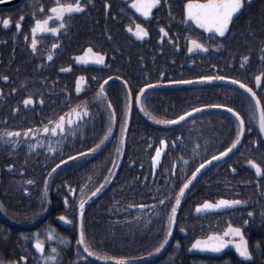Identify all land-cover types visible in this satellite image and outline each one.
<instances>
[{
  "label": "flooded vegetation",
  "instance_id": "obj_1",
  "mask_svg": "<svg viewBox=\"0 0 264 264\" xmlns=\"http://www.w3.org/2000/svg\"><path fill=\"white\" fill-rule=\"evenodd\" d=\"M57 2L74 3L75 0H0V77H8L7 80L0 79V159L4 156L37 158L44 155L51 165L56 147L61 150L72 140L84 143L99 142L105 137V131L110 125L112 131L100 144L105 143V147L109 148L103 153L106 154L104 155L106 159L101 161L103 164L110 161L111 165L109 164L108 170L109 167L114 170L110 172L112 178L109 180V184H111L119 171L118 159H121L124 154V158L129 154H134L137 151V146H141L139 141H133L130 137H126L128 130L131 129L134 132L137 129L140 132L146 128L150 132L144 141L148 144V148L145 151L142 150L143 152L153 155L162 138L165 140V144L155 169L151 164L152 155L140 157L145 160L146 166L150 164V171L146 168L144 173L142 168L138 169L142 172V187L148 180L155 179L160 165L164 168L163 177L166 176V172L167 175L169 172L171 179L175 180L177 176L181 181L180 184L191 175L193 169L187 171L189 163L185 164V168H183V160L180 161L179 172L171 173L169 168L167 158L169 149L175 150L180 147L188 150L181 144L180 138L173 137L175 133L184 132L187 127H191L195 140L207 143L211 149L214 148L215 143H218V149L223 150L225 144L231 142L234 138L236 122L226 108L207 104V107L198 108L196 112H189L187 117L175 123L162 124L158 121L174 120L177 115H180V105L174 104L182 98V94H185L187 98V93L192 92L197 95L199 92H203L201 86H198L200 83L235 87L242 91L244 97L247 95L251 100L244 89L229 80L214 78V81L213 79L197 81L195 77L207 75L230 77V71H212L214 63L225 59L224 54L229 46L228 35L235 22L244 13L246 16L253 10H261L264 0H244L242 9L233 18L227 35L224 37L204 33L191 25L190 22L187 24L183 22L184 0H167L171 7H166L164 0H159L158 4L150 10V16L147 18L141 16L130 6V0H108L110 9L107 14L103 7L104 0H91V3L80 0V3H85V8L80 12L65 14L64 27H57L60 21L53 17L48 21L47 27H56L57 31L55 33L37 32L33 37L30 29L34 19H43L44 16L49 15L48 8ZM41 5H43V9H41ZM113 13H115V19H113ZM5 18L9 19L7 26L2 23ZM259 18H264V14H260ZM18 20L21 24L19 30L16 28ZM136 24H141L148 35L137 38L125 27L127 25L135 29ZM161 26L165 28L167 36L160 35L159 27ZM188 35L201 43L206 42L205 50L187 51L186 36ZM109 37L111 38L109 39ZM213 37H215V47H213ZM33 39L36 40L35 51L29 47ZM97 52L104 56L103 64L95 62V53ZM49 55L51 59H46ZM261 60V56H259L258 63ZM259 74L262 75L260 84L256 86L254 77L247 84L257 97L264 101V71ZM232 75L235 78L247 77L246 72H234ZM77 76L83 77L79 91L76 90ZM166 81L189 82L167 83ZM125 83L127 87L124 86ZM145 84L149 87L141 93V103L138 106L135 93ZM190 87H193L192 91L186 89ZM101 88H103L104 95L97 96V92ZM211 94L213 91H208V95ZM26 96L32 98V102L28 105L22 103ZM159 98L164 102L158 103ZM168 100H170L169 103ZM109 103L112 104V108L107 107ZM224 104L241 114L245 130L242 132L237 146L223 157V160L230 157L229 160L220 162V164L218 162L221 158L215 161L210 160L204 166L205 169L190 182V189L195 185L194 189L189 193L184 204L183 202L178 204L183 205L180 207L182 214L178 215L183 220V224L180 223V225L183 226L184 231L179 228L175 232L174 227L173 238L176 235L180 238H190L189 247L193 240L203 239L210 232L223 233L225 228L232 224L241 227V233L247 243L252 260L256 258L262 261L263 259L264 262V215H262L264 213V136L260 135L256 122L259 115L257 114L256 119H253L251 115L252 109L249 106L254 102L242 101V103ZM200 105L197 104V106ZM76 106L86 108L88 115L79 121H74L71 130H67L69 126L66 121L70 111ZM125 106H127L126 126L123 125ZM13 108L16 109L15 112L12 111ZM188 108L190 109L191 106ZM263 108L264 104L262 103V110ZM168 109L171 111L167 112ZM112 113L115 114V118L110 121L109 116ZM61 115L65 119L66 131L64 133L58 131L53 135L51 131H41L45 125L50 128L51 124L55 123ZM204 116H210V118ZM191 118L194 119L190 120ZM180 124L186 128L173 130L172 127ZM25 129L29 130L27 135L24 134ZM5 132H13L14 135L11 137L2 135ZM120 136L124 137V142L128 138L131 149L118 156L119 152L116 147ZM170 138H175L176 141H169ZM253 139L257 141L255 145L252 144ZM11 141L16 142L15 148L12 147ZM111 142L114 143L113 147L108 146ZM152 142L159 144L153 147ZM151 143L153 149H151ZM30 145H35V147L30 148ZM48 148H51L52 151H46ZM4 151L6 152L3 153ZM101 151L100 149L91 154L96 156ZM178 154V152L174 153V155ZM114 158L118 163H113ZM249 159L261 165V174L257 175L254 169L247 167L245 162ZM75 161L77 159L73 157L71 160L59 164L57 168L75 163ZM215 163H218L219 166H211V168L210 165ZM46 165L47 163H43L42 166H39L40 170L43 175H51L54 169L51 171V167L45 168ZM210 168L208 174L203 177L204 172ZM232 169H235V172ZM6 170L5 166H0V177ZM184 170L187 172H183ZM67 171L70 172L69 177L79 173L81 176L83 175L81 167H69ZM114 173L115 176H113ZM24 185L25 187H35V183H24ZM50 187H53V184H50ZM64 187L68 190L72 189L66 184ZM22 194L28 196L29 192L23 190ZM219 198L240 200L243 203L223 206L220 212L196 215L198 203H203L204 200L214 203ZM71 199L74 200V197L71 196ZM167 200L170 201V197ZM63 203L66 205L65 202ZM164 203L166 202L164 201ZM44 212L42 211L37 216L36 221L52 220L51 214L49 212L43 214ZM249 212H252L253 215L249 216ZM245 220L248 221L247 224L244 223ZM73 228L72 225L69 230L71 231ZM49 230H44L43 235L38 234V239H42L44 248L46 244L53 241V239L47 238ZM179 232L184 236H180ZM53 235L55 237L54 233ZM225 239L238 240L239 238L226 236ZM230 254L234 256L232 252H228L222 258ZM220 259L212 258L210 260Z\"/></svg>",
  "mask_w": 264,
  "mask_h": 264
},
{
  "label": "trees",
  "instance_id": "obj_2",
  "mask_svg": "<svg viewBox=\"0 0 264 264\" xmlns=\"http://www.w3.org/2000/svg\"><path fill=\"white\" fill-rule=\"evenodd\" d=\"M260 14H264V6L261 10H253L246 16L244 13L235 22L228 35L229 46L225 51L226 54L223 53L225 59H220L218 63H214L212 71H230L231 78L239 79L243 83L250 82L253 77L264 71V60H261L260 63L257 61V58L262 56L259 50L260 45L264 43V27H262L264 18H259ZM241 57H247V59L242 60ZM234 72H246L247 77L235 78L232 75ZM198 86H201L204 91L199 92L197 95L192 92L187 93V98L185 94H182V98L174 104L180 105V115L182 110L183 113L190 112L188 106L197 109L201 108L197 104L219 105L230 102H252L247 95L244 97L242 91L235 87L208 85L205 83H200ZM193 87L186 89L192 91ZM208 91H213V94L208 95ZM161 102H164V100L162 101L159 98L158 103ZM171 102L174 103V101ZM262 103L264 104V101ZM170 111L169 109L167 110V112ZM204 117L210 118V116ZM172 128L177 130L186 127L180 124ZM149 132L146 128L140 132L137 129L134 132L131 129L128 130L126 137H130L133 141H139L141 146H137V151L134 154H129L124 158L125 151L131 149V143L128 138L125 139L121 151L118 153V156L124 155L121 159H118L119 171L116 173L117 177L114 173V181L109 184V180H107L102 190L95 196H88L87 194L99 185L101 180H104L105 175L112 177L108 170L110 161L107 164H103L101 161L106 159L104 156L106 154L103 153L109 149L105 147V143L100 144L93 151L102 150L100 154L95 156V154H91L93 152L86 153L85 149L91 148L98 141L84 143L72 140L61 150L56 147L51 165L44 155H40L37 158L32 156H22L20 158L2 157L0 166L6 167L8 164H12L13 167L11 169L6 167V172L0 177V205L3 206V210L0 211V261L3 264H9L10 261L15 260L19 264V258L24 256L27 264H40L39 260H42V255L47 256L50 254V248L57 250V264H116V261L111 259L112 257H124V264H136L159 254L166 241L159 252H153L152 249L159 244L163 236V221L167 219V212L171 208V202L175 199V192L179 189L181 181L178 180L177 176L175 180L171 179L169 172L168 175L166 172V176L164 175L163 177L164 168L160 165V170L156 172L155 179L153 181L148 180L141 187L143 177L142 172L138 169L142 168L144 173L146 168L150 171V164L146 166L145 160L140 158L143 155L148 157L152 155L143 152L148 148V144L144 141ZM175 136L180 138L179 141L188 150L180 147L175 150L169 149L167 158L171 173L180 171L181 160H183V168H185V164L189 163L187 170L189 171L217 151H222L218 149V143H215L214 148L211 149L207 143L195 140L191 127H187L184 132L175 133L173 137ZM171 140L176 141L175 138H170L169 141ZM152 143L153 147L159 144L158 142ZM152 143L151 149H153ZM227 145L225 144V147ZM108 146L113 147L114 143L111 142ZM77 152L84 154L76 157L75 153ZM175 152L179 154L174 155ZM69 156L75 157L77 161L57 168L59 161H66L67 159L65 158ZM87 156L95 157L85 158ZM229 158L225 160L221 158L218 163L227 161ZM173 161L175 162V167H173ZM43 163H47L45 168L51 167V171L53 170V164L58 166L51 175H43L39 167ZM218 163L210 165V167H217L219 166ZM69 167H81L83 175L81 176L79 173L69 177L70 172L67 171ZM211 168L204 172L203 177L208 174ZM187 171L184 170L183 172ZM45 176H50L48 177L47 185L44 183ZM28 181L35 183V187H25L24 183ZM82 183L84 184L83 188H81ZM50 184H53V187H50ZM64 184L72 187V189L68 190V188L64 187ZM45 187L47 188L46 197L42 196V191ZM193 187L192 189H194ZM25 188L28 189V196L22 194ZM192 189L189 187L186 190L187 193L183 194L181 203L183 202L184 204ZM104 190H106L105 193L91 203ZM71 196L74 197V200L71 199ZM169 197L170 201L167 200ZM81 198H83L84 203V210L80 213L81 231L86 238V244L94 253H98V256H90L88 253H86L88 256H85L77 244L76 204ZM161 199L166 202L162 206L159 203ZM65 200L68 201L66 205L63 203ZM130 205H144L145 207H130ZM182 206L177 205V214L174 221L175 232L179 228H183L181 226L183 220L178 215L182 214L180 208ZM42 211H45L43 214L49 212L52 220L47 222L36 221L37 216ZM153 213L156 214L153 215ZM143 214L147 215V220L144 219ZM61 215L67 217V220L74 226L73 230H63L56 224V219ZM136 217L140 218L139 221ZM49 229L55 234V238L51 243L45 245L43 254H35L32 245L33 234L37 236L38 234L43 235V231ZM62 239L64 240L63 243H61ZM190 242V238H180L176 235L165 255L152 264H245L238 261L231 254L220 260L188 257L186 250ZM99 257H105V259H100ZM249 264H264V262L263 259L260 261L255 258Z\"/></svg>",
  "mask_w": 264,
  "mask_h": 264
},
{
  "label": "snow or ice",
  "instance_id": "obj_3",
  "mask_svg": "<svg viewBox=\"0 0 264 264\" xmlns=\"http://www.w3.org/2000/svg\"><path fill=\"white\" fill-rule=\"evenodd\" d=\"M159 0H130V6L135 9L136 12L140 13L141 16L147 18L150 16V10L153 9L154 6L158 4ZM86 3H91V0H86ZM164 4L166 7H171L170 4H168L167 0H164ZM244 4V0H184L183 3V22L186 24L190 22L191 25H194L198 29H202L204 33H208L211 31L212 33L216 34V36L219 37H224L227 35V31L230 27V21L234 18V14L238 12V10H241ZM104 10L105 13L107 14L109 9H110V4L108 0H104ZM85 8V3H80V0H75L74 3L69 2V3H54L51 7L48 8V13L49 15L44 16L43 19H34L32 27L30 29L31 33L33 34V37H35V34L37 32H42V31H47V32H52L55 33L57 31L56 27L53 28H48L47 24L50 19L53 17L60 21V23L57 25V27H64L63 24V19L65 18V14H71L73 12H80L82 9ZM41 9H43V5H41ZM171 15V13H169ZM113 19H115V13L112 14ZM22 19V17H21ZM5 26L9 24V19L5 18L2 22ZM21 27L20 21H17L16 28L19 30ZM129 32H132L134 36L137 38H142L144 36L148 35V32L145 30V28L141 24H136L135 29L125 26ZM159 33L161 36H167L168 33L165 31L164 27H159ZM111 37H109L110 39ZM214 43L213 47L216 46L215 42V37H213ZM186 42H187V51L191 52L194 48L195 49H200L201 51L205 50L206 48V42L201 43L197 39L192 38L190 35L186 36ZM169 43H172V41H169ZM35 45H36V40L33 39L32 43L29 45L30 48L35 51ZM52 47H55V45H52ZM177 47H179L177 45ZM262 53L261 59L264 60V43H261L260 49ZM90 51V49H88ZM95 62L98 64H103L104 63V56L97 52L95 53ZM46 59H51V56H47ZM79 59V58H77ZM242 60H246L247 57H241ZM163 75V73H161ZM222 79V80H231L233 84L239 85L241 89H244L245 92L248 93V95L251 98V101L254 102V104H250V109L251 115L253 116V119L256 118L257 114L259 115L257 122L258 128H259V133L261 136H264V110H262V101L259 99L256 95V93L253 91L251 87L247 83L241 82L239 79H233L228 76H220V77H212V76H197L195 79L197 81H210L212 79ZM0 79L7 80L8 77H0ZM107 79V78H106ZM83 77L77 76L76 77V85L77 88L76 90H80V83L82 82ZM254 80L257 84L261 83L262 80V75L257 74L254 77ZM167 83H188L189 81H166ZM159 83V81H157ZM127 87V84L125 83L124 85ZM149 85L145 84L138 92L135 93L136 95V104L139 106L141 103V93L144 91L145 88H148ZM15 91V89H13ZM103 88L99 89L97 92V96H103ZM32 102V98L29 96H26L24 100L22 101L23 104L28 105ZM108 108H112V104L109 103L107 105ZM200 107H207V105H200ZM214 107H219V108H226L229 113L232 114V116L235 118L236 122V129H235V134L234 138L231 140L230 143H228L227 147H224L222 151H217L214 155H211L208 157V159L203 160L202 163H198L196 167L192 170L191 175L187 177V179L183 180V183L180 184L179 189L175 192V199L171 202V208L167 212V219L163 221L164 224V232L163 236L159 241V244L152 249L153 252H159L160 249L164 246L165 241L168 239V234L172 230V225L173 222L176 219V214H177V205L180 204L181 202V197L182 194L185 193V190L189 187L190 182L193 180L194 177H197V174L201 171V169L204 168L205 165L209 163V160L215 161L218 158H223L225 157L226 153H229L231 149H234L238 142L240 141L241 134L245 130V125H244V120L242 119L241 114L236 111L232 107H228L226 104H219V105H214ZM143 111V108H141ZM198 109L197 108H191L189 109L190 112H196ZM13 112L16 111L15 108L12 109ZM88 115V111L86 108L81 107V106H76L74 107L69 114V118L67 119L66 123L69 126L67 130H71V128L74 126V121H79L83 117H86ZM189 115V112H184L181 115H177L174 120H160L158 121L159 123L162 124H172L175 123L176 121L182 120L184 117H187ZM115 114L112 113L109 116L110 121L114 120ZM150 119L152 117H149ZM123 125H127V106H125L123 110ZM250 130V129H249ZM28 129L24 130V134H28ZM41 131L48 132L51 131L53 135H55L58 131L60 133H64L66 131L65 128V119L64 116L61 115L55 123L51 124V127L49 128L48 125H45ZM111 127L110 125L107 127L105 131V137L101 139V141L97 142L94 144L91 148H86L85 152L86 153H91L95 149H97L100 145V143L103 142L104 138H107L108 134L111 132ZM2 135L4 136H13V132H5ZM256 139L252 140V144H256ZM124 143V137L120 136L118 138V147L117 151L119 152L123 146ZM12 147H16V142L11 141ZM165 144V140L162 138L160 140L159 146L156 147L155 152L151 156V164L152 168L155 169L157 167V161L160 157V154L162 152V148ZM35 145H30V148H34ZM46 151L51 152L52 149L48 148ZM84 153L77 152L75 153L76 157L82 156ZM73 157L69 156L66 157L65 159L71 160ZM64 160H60L59 164H63ZM113 163H118V161L113 159ZM247 165H249L252 169L255 170L256 174L259 175L261 174V165L256 163L254 160H247L245 162ZM58 165L53 164L52 169H55ZM7 168L11 169L13 167L12 164L6 165ZM173 167H175V162L173 161ZM229 168H231V165H229ZM114 171L112 168H109V172ZM233 172H235V169H232ZM112 177L109 175H105L104 180H101L99 185H97L91 192H89L87 195L88 196H95L98 192H100L107 180H110ZM91 179V177H89ZM26 183H31V181H28ZM44 183L47 185L48 183V176L44 177ZM86 183V181H85ZM84 187V184H81V188ZM28 189L25 188V192H27ZM47 195V188L42 191V196L46 197ZM67 200H65V204H67ZM161 204L164 203V200L161 199L160 202ZM243 203L240 200H230V199H224V198H219L217 199L214 203L204 200L203 203H198L196 205V211H200L203 208H209V209H215V208H221L223 206H228V205H234V204H241ZM130 207H138V208H143L145 207L144 205H130ZM3 210V206L0 205V211ZM84 210V203H83V198L76 204V218H75V225H76V233H77V244L83 248V251L88 253V255H99L98 253H94L90 247L86 244V238L84 236V233L81 231V224H80V213ZM156 213H153L155 215ZM144 215V219L147 220V215ZM252 212H249V216H252ZM264 215V213H262ZM61 221L69 222L67 220V217L61 215L59 217ZM136 219L139 221V217H136ZM245 224L248 223L247 220L244 221ZM181 231H184V228L180 229ZM35 237V234H33ZM231 237V236H236L239 239L238 240H232V239H225V237ZM47 238L49 240L54 239L53 232L49 230L47 232ZM66 239V238H65ZM64 240H61V243H63ZM226 244H231L235 248V252L242 258H249L251 253L249 251V248L247 246V243L241 233V227L239 226H233L232 224H229L227 228H225L223 233H213L210 232L206 237L203 239L197 238L192 241L190 247L194 249H208L213 252H218ZM32 245L36 249L37 252H40L43 254L44 252V244L42 239H33L32 240ZM56 249L55 248H50L49 252L50 254L47 256L41 257V259L44 261V264H57V255H56ZM148 254V253H146ZM100 259H105V257H99ZM20 260H25L24 256H21L19 258ZM111 259L116 261V264H124V257H112ZM0 264H3L2 261H0ZM9 264H17V261L13 260L10 261Z\"/></svg>",
  "mask_w": 264,
  "mask_h": 264
},
{
  "label": "water",
  "instance_id": "obj_4",
  "mask_svg": "<svg viewBox=\"0 0 264 264\" xmlns=\"http://www.w3.org/2000/svg\"><path fill=\"white\" fill-rule=\"evenodd\" d=\"M239 11H240V10H238V12L234 14V17H235L236 15L239 14ZM232 21H233V19L230 21V24H231ZM200 30H202V29H200ZM202 31H203V30H202ZM208 33L214 34V33H212L211 31H209ZM215 35H216V34H215ZM194 49H195V48H194ZM195 50L197 51V49H195ZM256 86H257V83H256ZM159 159H160V157H159ZM159 159H158V161H157V164H158V162H159ZM247 167L251 168L249 165H247ZM251 169H252V168H251ZM106 189H107V188H106ZM105 191H106V190L102 191L98 196H96L92 202H94V201H96L98 198H100V197L105 193ZM216 209H217V210H216ZM222 209H223V208H219V209H218V208H215V209L203 208V209H201L200 211H196V212H197L196 215H198V214L201 215V214H203V213H207V212H208V213H211V212H220V211H222ZM56 223H57V225H58L60 228H62V229H64V230H69V229L72 228V225H71L69 222L61 221L60 219H57V220H56ZM178 234H179L180 236H184V234L181 233V232H179ZM173 235H174V224L172 225V230H171V232H170V234H169V236H168V239H167V241H166V244H165V246L163 247V249L161 250V252H160L159 254L155 255L154 257L148 259V260H145V261H143V262L136 263V264H152V263H154L155 261H157L158 259H160L162 256H164L165 253L167 252L169 246L171 245ZM79 248L81 249V251L83 252V254H84L85 256H88V255L86 254V252L83 251V248H82V247L79 246ZM228 252H232V253L234 254L235 258H236L238 261L242 262V263L249 264V263L252 262V258H251V256H250L249 258H247V259L240 257V256L235 252V248H234L231 244H226V245L224 246V248H222V249H221L220 251H218V252H213V251H210V250H208V249H204V250H201V249H194V248H191V247L189 246L188 249H187V251H186V255H187L188 257H202V258H209V259H212V258H213V259H220V258H222V257H223L226 253H228ZM20 264H26V260H20ZM107 264H112V263H107Z\"/></svg>",
  "mask_w": 264,
  "mask_h": 264
},
{
  "label": "rangeland",
  "instance_id": "obj_5",
  "mask_svg": "<svg viewBox=\"0 0 264 264\" xmlns=\"http://www.w3.org/2000/svg\"><path fill=\"white\" fill-rule=\"evenodd\" d=\"M213 81H214V79H213ZM205 169V167L203 168V169H201V171L200 172H202L203 170ZM199 172V173H200ZM35 239H38V236L37 235H35V237H34ZM50 242H52V241H50ZM35 254H37V255H41L42 253H40V252H37L36 251V249H35V252H34ZM39 262H40V264H44V261L43 260H39Z\"/></svg>",
  "mask_w": 264,
  "mask_h": 264
}]
</instances>
